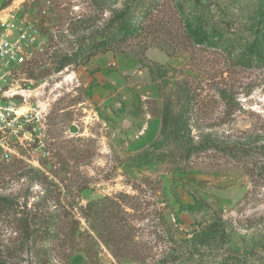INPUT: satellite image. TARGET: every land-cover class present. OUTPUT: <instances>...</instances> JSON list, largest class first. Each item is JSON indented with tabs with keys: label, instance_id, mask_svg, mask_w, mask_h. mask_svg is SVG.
<instances>
[{
	"label": "rangeland",
	"instance_id": "1",
	"mask_svg": "<svg viewBox=\"0 0 264 264\" xmlns=\"http://www.w3.org/2000/svg\"><path fill=\"white\" fill-rule=\"evenodd\" d=\"M6 1L0 15L37 31L31 62L12 77L14 102L41 114L30 135L0 143V201L12 205L0 211V245L12 261L34 264L25 224L58 199L61 215L85 228L81 208L93 203L98 264H154L174 250L216 254L206 264L227 255L264 264V0H211L212 11L232 18L233 43L237 53L251 52L249 66L185 36L181 13L206 0H162L142 37L59 72L58 59L123 0L0 6ZM182 84L195 99L188 108ZM180 115L184 137L215 140L228 152L183 160L172 134ZM238 145L262 154L236 159ZM116 235L119 242L99 238ZM38 244L44 264H87L82 253L66 259L64 243Z\"/></svg>",
	"mask_w": 264,
	"mask_h": 264
},
{
	"label": "trees",
	"instance_id": "2",
	"mask_svg": "<svg viewBox=\"0 0 264 264\" xmlns=\"http://www.w3.org/2000/svg\"><path fill=\"white\" fill-rule=\"evenodd\" d=\"M161 1L123 0L121 8L112 13L111 18L104 26L96 28L88 37H83L74 52L58 59L56 72L62 71L70 65L76 66L87 57L98 52L116 48L130 40L142 37L147 22L159 8ZM8 3L9 1L4 2L0 8L6 7ZM212 5L211 0H206L204 3L199 2L194 10L189 8L185 13H181L185 36L194 45L222 50L228 53L238 65L249 66L251 64V52L237 53V47L233 43V33L230 29L232 18L222 8L212 11ZM179 92L182 95L181 98L186 102V108L195 103V99L190 98L185 85L179 86ZM186 123L187 121H183V117L180 115L178 121L176 119L172 124V134L176 142V148L183 160H189L191 157L209 151L222 154L228 152L224 145L215 140L205 138L195 143L192 139L184 137ZM261 154L262 148L245 147L243 145L235 147L236 159H249ZM53 206L55 207L53 211L47 209L46 214L39 220L33 221V224H25L28 225L25 235L26 245L30 247L34 256V264H44L41 260L43 248L38 244L42 241L49 244L58 241L67 245L69 252L65 255L66 259L73 253H82L87 260V264H98L97 242L89 230L94 229L90 220L93 203H88L84 208H81L89 228L83 227L76 218L67 219L66 216L61 215V206L58 199H56ZM4 207L11 208L12 205L8 200H1L0 211ZM36 226L37 231L34 229ZM99 238L104 241L116 240V242L121 239L119 235L110 239L103 236ZM209 261L216 262V254H198L197 251L177 252L174 250L161 257L154 264H206ZM239 262L240 258L237 259L233 255H227L219 264H238ZM0 264H16L12 261L9 248L4 247L2 249V245H0Z\"/></svg>",
	"mask_w": 264,
	"mask_h": 264
},
{
	"label": "built area",
	"instance_id": "3",
	"mask_svg": "<svg viewBox=\"0 0 264 264\" xmlns=\"http://www.w3.org/2000/svg\"><path fill=\"white\" fill-rule=\"evenodd\" d=\"M36 32L26 20L0 15V143L12 142L9 138L20 139L21 133L22 138L27 137L28 128L40 121L36 108H20V101L14 102L11 88L14 72L32 60Z\"/></svg>",
	"mask_w": 264,
	"mask_h": 264
},
{
	"label": "water",
	"instance_id": "4",
	"mask_svg": "<svg viewBox=\"0 0 264 264\" xmlns=\"http://www.w3.org/2000/svg\"><path fill=\"white\" fill-rule=\"evenodd\" d=\"M72 133H74L76 131V129L74 127L71 128L70 130Z\"/></svg>",
	"mask_w": 264,
	"mask_h": 264
}]
</instances>
